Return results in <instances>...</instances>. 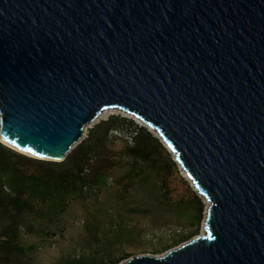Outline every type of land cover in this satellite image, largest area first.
<instances>
[{
	"label": "water",
	"instance_id": "obj_1",
	"mask_svg": "<svg viewBox=\"0 0 264 264\" xmlns=\"http://www.w3.org/2000/svg\"><path fill=\"white\" fill-rule=\"evenodd\" d=\"M109 108L210 202L205 235L121 264H264V0H0V138L63 160Z\"/></svg>",
	"mask_w": 264,
	"mask_h": 264
},
{
	"label": "trees",
	"instance_id": "obj_2",
	"mask_svg": "<svg viewBox=\"0 0 264 264\" xmlns=\"http://www.w3.org/2000/svg\"><path fill=\"white\" fill-rule=\"evenodd\" d=\"M125 126L133 131L131 142L124 141L118 150V139L110 132ZM167 149L147 126L120 113L95 123L63 160L34 157L0 141V264H40L39 248L65 231L75 202L109 185L118 167L124 169L122 185L136 178L149 191L159 184L166 195V178L176 165ZM195 197L200 205L196 228L174 239L170 247L199 231L204 208L200 197ZM97 220L95 214L88 223L87 240H94L89 255L69 256L62 264H118L128 257H111L109 240L96 241L100 237Z\"/></svg>",
	"mask_w": 264,
	"mask_h": 264
},
{
	"label": "rangeland",
	"instance_id": "obj_3",
	"mask_svg": "<svg viewBox=\"0 0 264 264\" xmlns=\"http://www.w3.org/2000/svg\"><path fill=\"white\" fill-rule=\"evenodd\" d=\"M114 113L132 118L139 125L147 126L151 132L161 138L155 129L144 125L135 114L109 108L85 128L83 139L95 123ZM132 132L127 126L119 131L114 129L110 132L112 137L118 139L116 142L118 150L123 146L124 141L131 142ZM161 140L163 139L161 138ZM163 143L168 148L171 159L176 163L170 172V176L166 178V185L168 186L165 189L166 195L163 194L164 189L159 191V184L156 183L153 186L157 190L149 191L150 187L143 188L136 178L132 182L129 181L127 186L122 185L120 178L124 169L118 167L115 170V176L110 179L109 185L99 190L98 193L75 202L65 231L39 248L38 262L40 264H62L63 259L69 256L82 254L88 256L92 250L89 245L94 242L93 239L87 240L89 235L88 223L95 214L98 217L100 229V237H96V241L109 240L108 246L111 248V257L121 258L125 254L128 256L118 264L133 256L144 254L164 256L176 246L202 234L205 235L208 213L207 199L187 175L170 146L164 140ZM197 195L200 197L204 208L199 231L189 239L170 247L169 244L174 239L180 235L187 236L188 233L195 230L198 207L200 206L195 197ZM121 222L124 223L121 224ZM114 223L118 227L113 225ZM122 226L123 232H121ZM88 241L89 243H87Z\"/></svg>",
	"mask_w": 264,
	"mask_h": 264
},
{
	"label": "bare ground",
	"instance_id": "obj_4",
	"mask_svg": "<svg viewBox=\"0 0 264 264\" xmlns=\"http://www.w3.org/2000/svg\"><path fill=\"white\" fill-rule=\"evenodd\" d=\"M153 129V128H152ZM156 131V130H155ZM1 139V141L2 142H4V144H6V145H8V146H10V147H12V148H14V149H16V150H18V151H20V152H23V153H26V154H29V155H32V156H35V157H42V156H38V155H35V154H32V153H29V152H26V151H24V150H22V149H20V148H17V147H15V146H13V145H11L10 143H8V142H6L2 137L0 138ZM46 158H48V157H46ZM51 158V157H50ZM54 159H57V160H59V159H61V158H58V157H53ZM188 175V174H187ZM189 176V175H188ZM207 202V204H208V206L210 205V202L207 200L206 201Z\"/></svg>",
	"mask_w": 264,
	"mask_h": 264
}]
</instances>
